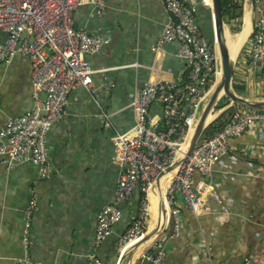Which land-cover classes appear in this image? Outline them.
I'll list each match as a JSON object with an SVG mask.
<instances>
[{
  "label": "crops",
  "instance_id": "crops-1",
  "mask_svg": "<svg viewBox=\"0 0 264 264\" xmlns=\"http://www.w3.org/2000/svg\"><path fill=\"white\" fill-rule=\"evenodd\" d=\"M104 1L102 17L93 16L90 5H82L74 13L77 27L106 34L109 42L91 57L96 93L83 88L74 91L60 120L47 135L49 175L39 177V166L31 162L8 165L0 161V264L23 255L22 211L31 189L37 194L38 206L32 218L27 264H87L92 252L104 264L118 262L117 240L132 221L138 192L123 206L122 220L112 235L98 246L92 242L96 215L113 201L118 180L112 137L133 122L128 104L135 88L154 77L183 80L186 69L175 55L176 43H166L157 52L152 50L167 21L161 0ZM187 2L196 7L201 32L213 36L211 7L199 0ZM255 18L254 3L243 0L239 23L236 19L231 21L237 22V31L224 25L235 43L238 36L244 35L237 52L231 55L229 51L234 58L232 89L248 101H263L264 73L250 68L245 55ZM3 38L0 33V41ZM152 66L159 70L154 72ZM0 93L1 129L9 117L30 108L28 61L19 56L10 65L0 61ZM229 106L235 111L247 105L230 102L221 112ZM159 112L157 107L151 110L152 114ZM262 166L264 119L239 137L231 138L226 155L216 162L209 175L203 176L210 186L205 209L194 212L177 198L182 230L176 238H171L170 225L161 231L166 251L163 264H243L245 258L252 264H264ZM199 177L196 172L194 179ZM127 248L122 250V258H127ZM143 251L133 264L140 261ZM119 264H126V259Z\"/></svg>",
  "mask_w": 264,
  "mask_h": 264
},
{
  "label": "built area",
  "instance_id": "built-area-1",
  "mask_svg": "<svg viewBox=\"0 0 264 264\" xmlns=\"http://www.w3.org/2000/svg\"><path fill=\"white\" fill-rule=\"evenodd\" d=\"M167 21L152 50L176 43V56L186 69L183 80L154 77L135 88L128 104L132 124L112 137L113 163L118 180L113 201L97 213L92 242H105L122 220L123 206L138 192L132 221L118 237V249L141 237L148 224L149 193L157 178L174 164L188 146L213 83L221 75V60L214 36L203 34L198 26L196 7L187 0H161ZM205 4L203 0H199ZM256 18L245 55L248 66L264 73V0H252ZM90 5L92 15L102 17L104 0H0V61L10 65L16 56L30 64L32 101L24 113L9 117L0 129V161L8 165L31 162L39 166L38 176L49 175L47 135L60 120L69 96L83 88L96 93L91 57L98 55L109 36L87 27H77L74 13ZM154 72L159 67H153ZM1 100V93H0ZM157 107L160 112L152 114ZM1 109V104H0ZM264 108L236 109L224 126L197 142L192 152L177 166L164 190L171 238L180 235L182 224L177 198L194 212L206 208L209 175L216 162L227 153L231 138H237L264 119ZM264 174V166L261 168ZM196 172L201 176L194 179ZM37 194L30 190L24 207L22 227L23 255L8 264L29 261L32 218ZM166 257L160 233L140 255L136 264H163ZM87 264H104L96 253ZM215 264H222L218 261ZM243 264H252L249 258Z\"/></svg>",
  "mask_w": 264,
  "mask_h": 264
},
{
  "label": "water",
  "instance_id": "water-1",
  "mask_svg": "<svg viewBox=\"0 0 264 264\" xmlns=\"http://www.w3.org/2000/svg\"><path fill=\"white\" fill-rule=\"evenodd\" d=\"M212 3L213 5L211 9L213 12V36L217 43L220 54L221 75L217 86L213 90L205 106L202 108L201 114L198 117V120L191 134L188 146L186 148L184 157L181 162H183V160L192 152L198 140L200 139L203 130L212 121V120L210 121L208 120V116L212 112L214 106L222 96L228 97L231 100V102L243 103L247 106L254 107L257 109L264 108V100L248 101L238 96L232 89L234 58H232L231 55L229 54L228 46L226 45L225 40L223 39V37L226 38V36L224 33L225 25L222 17L221 0H212ZM163 228L161 229V231L163 230ZM161 231L159 233H161ZM153 234H154V229L145 231L144 234L139 238V240H137L133 244L130 253H132V251L135 250L140 244L148 240ZM117 264H119V261L117 262Z\"/></svg>",
  "mask_w": 264,
  "mask_h": 264
},
{
  "label": "bare ground",
  "instance_id": "bare-ground-1",
  "mask_svg": "<svg viewBox=\"0 0 264 264\" xmlns=\"http://www.w3.org/2000/svg\"><path fill=\"white\" fill-rule=\"evenodd\" d=\"M203 1L205 2V4L212 7V5H213L212 0H203ZM247 19H246V21H247ZM224 33L227 35V37L226 38L223 37V39L225 40V43L229 48L230 54L234 55L237 52L238 47H239V43L243 39L244 35H240L241 37L238 36L239 40L237 39L238 41L235 43L236 39H234V40L230 39V37H228V33L226 32V29L224 30ZM219 79H220V75L218 76L214 87H212V90H214L215 87L217 86ZM212 117L213 116L210 113L208 116V120L210 121L212 119ZM185 151H186V147H184L181 150L176 162L173 165H171L165 172H163L162 174H160L158 176L155 188L149 193V206H148L149 222L147 224L146 231L150 230V229H154V234L148 240H146L144 243L140 244L135 250H133L132 253H130V250L132 249L133 244L137 240H139L140 236L137 237L136 239L132 240L128 244H126L124 247H122L120 250V253H119L120 254L119 258H118L119 263L126 259V264H133L134 260L138 256V254L142 250H145L147 248L146 246H148L157 237V235L159 234L161 229L164 227V224H165L166 219H167V205H166L165 198H164V190H165V187L167 185V182H168L170 176L172 175L174 170L177 168V166L180 163H182L181 161L184 157ZM124 248H127V250L130 249L128 252L129 255H127V258H125V257L122 258L123 257L122 250ZM125 254H126V252H125Z\"/></svg>",
  "mask_w": 264,
  "mask_h": 264
},
{
  "label": "trees",
  "instance_id": "trees-1",
  "mask_svg": "<svg viewBox=\"0 0 264 264\" xmlns=\"http://www.w3.org/2000/svg\"><path fill=\"white\" fill-rule=\"evenodd\" d=\"M242 3L243 0H221L223 22L228 24L232 32H236L238 29L237 18H239L241 15ZM234 19H236L237 22L232 24L231 21ZM225 99H227V97L223 96L217 102L216 109L227 105L229 101L225 104ZM233 112V108H230V106L226 108L222 113H220L214 120H212L207 125V127L203 130L201 137L198 141L203 138L210 137L215 132L219 131L224 126V124L231 118Z\"/></svg>",
  "mask_w": 264,
  "mask_h": 264
},
{
  "label": "rangeland",
  "instance_id": "rangeland-1",
  "mask_svg": "<svg viewBox=\"0 0 264 264\" xmlns=\"http://www.w3.org/2000/svg\"><path fill=\"white\" fill-rule=\"evenodd\" d=\"M230 39H232V36H230ZM216 46H217V45H216ZM217 51H218V46H217ZM218 53H219V51H218ZM219 55H220V54H219ZM220 74H221V73H220ZM219 80H220V79H219ZM215 83H216V81L213 83L212 87H214ZM212 87H211V91H210L209 94L207 95V98H206V100H205V102H204L203 107L205 106V104L207 103V101H208L210 95H211L212 92H213ZM222 97H223V96H222ZM222 97H221V98H222ZM221 98H220V99H221ZM220 99H219V100H220ZM219 100H218V101H219ZM228 101H229V102H228ZM227 102H228V103L231 102V100H230L228 97H227V99H225V104H226ZM228 103H227V104H228ZM216 104H217V103H216ZM203 107H202V108H203ZM202 108H201V110H200V114H201ZM224 108H225V106H222L221 108L216 109V105H215V106H214V109H213L212 112H211V114H212V116H213L211 120H214V119L219 115V111L221 112V110L224 109ZM222 112H223V111H222ZM222 112H221V113H222ZM200 114H199V115H200ZM214 114H215V115H214ZM157 200H158V199H157ZM148 222H149V217H148ZM120 250H121V248H119V250H118V255H117L118 257H119V255H120V254H119V253H120Z\"/></svg>",
  "mask_w": 264,
  "mask_h": 264
}]
</instances>
